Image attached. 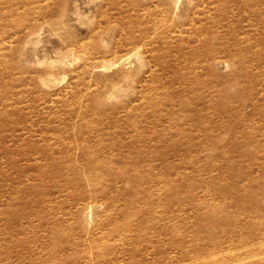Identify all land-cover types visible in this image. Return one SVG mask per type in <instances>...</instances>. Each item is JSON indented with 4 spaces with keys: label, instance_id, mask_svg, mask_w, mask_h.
Instances as JSON below:
<instances>
[{
    "label": "rangeland",
    "instance_id": "rangeland-1",
    "mask_svg": "<svg viewBox=\"0 0 264 264\" xmlns=\"http://www.w3.org/2000/svg\"><path fill=\"white\" fill-rule=\"evenodd\" d=\"M0 264H264V0H0Z\"/></svg>",
    "mask_w": 264,
    "mask_h": 264
}]
</instances>
